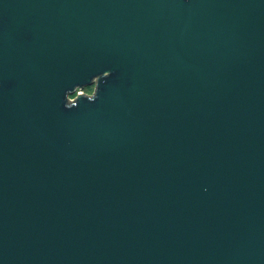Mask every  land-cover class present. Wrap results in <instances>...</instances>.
Here are the masks:
<instances>
[{
  "label": "water",
  "instance_id": "95a60500",
  "mask_svg": "<svg viewBox=\"0 0 264 264\" xmlns=\"http://www.w3.org/2000/svg\"><path fill=\"white\" fill-rule=\"evenodd\" d=\"M0 264H264V0H0Z\"/></svg>",
  "mask_w": 264,
  "mask_h": 264
},
{
  "label": "rangeland",
  "instance_id": "374dc122",
  "mask_svg": "<svg viewBox=\"0 0 264 264\" xmlns=\"http://www.w3.org/2000/svg\"><path fill=\"white\" fill-rule=\"evenodd\" d=\"M94 88H95L94 84H90V85H87L84 88H82V91L85 93L91 94V93H93Z\"/></svg>",
  "mask_w": 264,
  "mask_h": 264
},
{
  "label": "built area",
  "instance_id": "2783aa9c",
  "mask_svg": "<svg viewBox=\"0 0 264 264\" xmlns=\"http://www.w3.org/2000/svg\"><path fill=\"white\" fill-rule=\"evenodd\" d=\"M81 91H82V89H79V88H78L76 93L81 92ZM82 92H83V91H82ZM74 96H75V94H74V95H71L70 98L73 99Z\"/></svg>",
  "mask_w": 264,
  "mask_h": 264
},
{
  "label": "flooded vegetation",
  "instance_id": "af4514ba",
  "mask_svg": "<svg viewBox=\"0 0 264 264\" xmlns=\"http://www.w3.org/2000/svg\"><path fill=\"white\" fill-rule=\"evenodd\" d=\"M94 87H95V85H94ZM95 89V88H94ZM92 94V93H91Z\"/></svg>",
  "mask_w": 264,
  "mask_h": 264
}]
</instances>
